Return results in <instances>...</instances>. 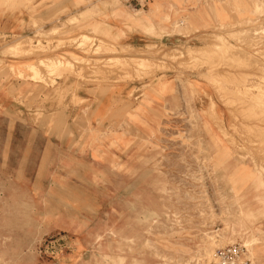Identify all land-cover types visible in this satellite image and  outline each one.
<instances>
[{
	"label": "rangeland",
	"instance_id": "obj_1",
	"mask_svg": "<svg viewBox=\"0 0 264 264\" xmlns=\"http://www.w3.org/2000/svg\"><path fill=\"white\" fill-rule=\"evenodd\" d=\"M159 3L1 39L0 264H264V0Z\"/></svg>",
	"mask_w": 264,
	"mask_h": 264
},
{
	"label": "crops",
	"instance_id": "obj_2",
	"mask_svg": "<svg viewBox=\"0 0 264 264\" xmlns=\"http://www.w3.org/2000/svg\"><path fill=\"white\" fill-rule=\"evenodd\" d=\"M152 1L150 0L145 7ZM160 1L165 2V0H158V4ZM162 6L165 7L166 3ZM125 7L129 9L117 8L113 0H0V50L3 37H39L41 35L50 37L56 36V31L78 28L79 25L89 31L94 27L102 30L106 36L121 38L128 34L126 26L128 20L122 13L131 12L134 9L127 3ZM145 7L139 9L144 10ZM135 8L138 9L136 6ZM74 20L77 21L73 22ZM3 62L0 53V64ZM57 84L62 85V79H58ZM50 92V94L55 93L54 90ZM50 97L48 95L46 99ZM0 98L2 99L0 102L4 103L2 96ZM52 98L54 101L52 105L56 109L59 107L56 94ZM261 227L264 230V222ZM260 246L262 253H257V259L264 262V243Z\"/></svg>",
	"mask_w": 264,
	"mask_h": 264
},
{
	"label": "built area",
	"instance_id": "obj_3",
	"mask_svg": "<svg viewBox=\"0 0 264 264\" xmlns=\"http://www.w3.org/2000/svg\"><path fill=\"white\" fill-rule=\"evenodd\" d=\"M136 7H145L150 0H120ZM246 256L245 248L240 244H233L219 249L215 254L213 264H252Z\"/></svg>",
	"mask_w": 264,
	"mask_h": 264
},
{
	"label": "bare ground",
	"instance_id": "obj_4",
	"mask_svg": "<svg viewBox=\"0 0 264 264\" xmlns=\"http://www.w3.org/2000/svg\"><path fill=\"white\" fill-rule=\"evenodd\" d=\"M215 38H216V37H215ZM219 38H220V36H219ZM221 38H223V37H221ZM221 38H220V39H221ZM217 39H218V38H217ZM215 40H216V39H215ZM222 40L225 41V38H223ZM222 40H221V41H222ZM224 41H222V42H224ZM27 42H28V41H27ZM225 42H226V41H225ZM225 42H224V43H225ZM217 43H218V42H217ZM217 43H216V44H217ZM219 43H220V42H219ZM227 43H228V42H227ZM225 44H226V43H225ZM219 45H220V44H219ZM228 45H229V44H228ZM213 46H214V45H213ZM224 46H225V45H224ZM165 47H166V46H165ZM203 48H204V47H203ZM203 50H204V49H203ZM205 50H206V49H205ZM203 52H204V51H203ZM207 53H208V52H207ZM203 54H204V53H203ZM200 55H201V53H200ZM213 55H214V54H213ZM207 57H208V56H207ZM55 60H56V59H55ZM60 61H61V59H60ZM64 63H65V62H64ZM64 63H62V64H64ZM29 66H31V65H29ZM32 66H33V64H32ZM32 66H31V69H32ZM222 66H223V65H222ZM222 66H221V67H222ZM227 66H228V65H227ZM208 67H209V66H208ZM221 67H220V68H221ZM216 69H217V68H216ZM213 75H214V74H213ZM253 75H254V74H253ZM211 76H212V75H211Z\"/></svg>",
	"mask_w": 264,
	"mask_h": 264
}]
</instances>
